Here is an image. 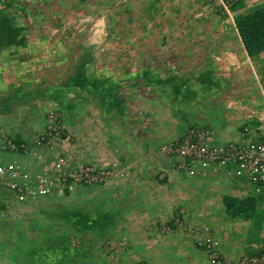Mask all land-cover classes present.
Returning <instances> with one entry per match:
<instances>
[{"label": "crops", "instance_id": "crops-1", "mask_svg": "<svg viewBox=\"0 0 264 264\" xmlns=\"http://www.w3.org/2000/svg\"><path fill=\"white\" fill-rule=\"evenodd\" d=\"M262 5L264 0H240L228 13L208 0H118L113 8L123 14L111 21L104 15L72 20L67 30L46 36L27 35L18 23L23 34L15 40L0 36V126L18 141L31 139L44 130L49 111L57 110L66 126L58 149L75 165L116 166L129 173L90 186L106 202L104 211L93 210L101 225L92 224V230L97 233L110 221L111 233L120 239L114 248L118 256L107 258L101 242L89 264H214L195 243L192 226L198 222L212 228L222 252L233 259L264 249L260 206L249 219L221 210L225 194H253L245 178L229 173L232 166L173 173L159 151L197 123L194 116L205 115L204 107L215 111L208 119L217 127L207 125L216 141H231L238 130L241 142L248 143L264 132V51L251 57L235 22L238 14ZM187 102L194 109L181 113L177 107ZM0 155L4 163L32 169L46 163L1 147ZM13 155L20 159H10ZM25 199L7 194L1 207ZM179 210L186 227L163 229ZM61 216L46 232L51 237L80 230L73 218L65 222Z\"/></svg>", "mask_w": 264, "mask_h": 264}, {"label": "built area", "instance_id": "built-area-1", "mask_svg": "<svg viewBox=\"0 0 264 264\" xmlns=\"http://www.w3.org/2000/svg\"><path fill=\"white\" fill-rule=\"evenodd\" d=\"M208 1L230 13L231 5L239 0ZM65 134L66 126L57 110L49 111L44 130L31 139L18 141L0 126L1 149L23 155L34 154L46 162L42 169H32L18 161L0 162V207L7 194L17 199L53 197L72 193L79 186H96L107 184L118 176L129 177L128 171H118L116 166L75 165L67 153L58 149ZM44 150L51 151L50 158L45 157ZM159 151L170 161L169 168L173 173L193 175L201 167L205 173L232 166L228 172H234L252 185L253 194L259 198V206L264 212V132L248 143H218L210 126L193 123L182 136L163 143ZM162 171L161 178H165L167 170ZM173 220V226L186 227L183 210H179ZM163 229L169 231L172 227L164 226ZM192 232L195 243L206 251L214 264H264V249L233 259L222 252L210 226L198 222L192 226Z\"/></svg>", "mask_w": 264, "mask_h": 264}, {"label": "rangeland", "instance_id": "rangeland-1", "mask_svg": "<svg viewBox=\"0 0 264 264\" xmlns=\"http://www.w3.org/2000/svg\"><path fill=\"white\" fill-rule=\"evenodd\" d=\"M116 1L118 0H12L11 2L12 5L17 3V7L21 9L20 14L16 16L15 23L17 25L18 23L24 24V28L28 31L27 35L30 33L31 35L46 36L53 34L55 29L56 34L57 29L61 32L67 30L64 27L72 20L74 22L83 19V22H87L88 20H97L103 15L110 21L114 20L118 13H122V9L115 10L113 8ZM237 7L238 1L231 5V10L235 11ZM108 8L111 9L106 11ZM11 12L13 13L14 10ZM41 23L46 25L43 27L39 25ZM110 30L113 32L114 27H111ZM125 30L127 29L122 27L124 33ZM69 33L72 34V32ZM193 105V102L192 104L187 102L177 108L181 107V113H185L194 109ZM202 109L201 111H204L205 115L194 116L197 123L212 124L217 127L214 121L208 119L209 114L215 111L205 107ZM231 141L241 142V134L238 130L235 131ZM217 142L226 143L228 141L218 138ZM9 158L20 159L15 155ZM204 186L209 187L208 184ZM99 195L100 193L94 187H81L69 196L45 197L39 200L26 198L11 203L7 207H0V264H89L90 260H93V254L99 251L98 248L94 251V248L101 242L107 245V258L114 259L119 253L114 248L120 238L118 239L113 232L111 233L112 223L105 220L108 224H103V229L97 230V233L92 230V224H97L99 221L97 219L99 213L94 211L96 213L92 214L93 210L104 211V205H106L104 199L99 198ZM30 206L32 209H29ZM88 210H90V215L87 214ZM221 210L226 213L223 205ZM26 211L23 218L22 213ZM60 215H63L61 217L65 222H71V218H73L74 225L80 227V230L77 232L68 229L69 231L65 230L64 234L51 237L46 232L54 226ZM170 220L162 227L177 228L173 226L174 220ZM89 223L92 225L91 230L85 228ZM213 225L215 226V224ZM65 240L68 241V244L65 243ZM69 242L72 244L69 245ZM108 244L112 246L110 247Z\"/></svg>", "mask_w": 264, "mask_h": 264}, {"label": "trees", "instance_id": "trees-1", "mask_svg": "<svg viewBox=\"0 0 264 264\" xmlns=\"http://www.w3.org/2000/svg\"><path fill=\"white\" fill-rule=\"evenodd\" d=\"M12 0H0V36L15 40L23 34V27L15 23L21 9ZM10 5V6H9ZM9 8V10H7ZM14 10L12 13L11 11ZM237 29L244 46L251 57L264 51V5L235 17ZM147 76H143L146 79ZM223 204L226 212L233 218L249 219L255 216L259 208V198L254 194L244 197L225 194Z\"/></svg>", "mask_w": 264, "mask_h": 264}]
</instances>
